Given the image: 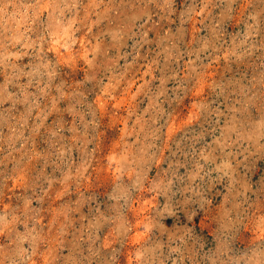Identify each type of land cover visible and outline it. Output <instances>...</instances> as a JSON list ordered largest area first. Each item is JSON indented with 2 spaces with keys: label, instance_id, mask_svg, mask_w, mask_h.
<instances>
[{
  "label": "clouds",
  "instance_id": "clouds-1",
  "mask_svg": "<svg viewBox=\"0 0 264 264\" xmlns=\"http://www.w3.org/2000/svg\"><path fill=\"white\" fill-rule=\"evenodd\" d=\"M0 264H264V0H0Z\"/></svg>",
  "mask_w": 264,
  "mask_h": 264
}]
</instances>
